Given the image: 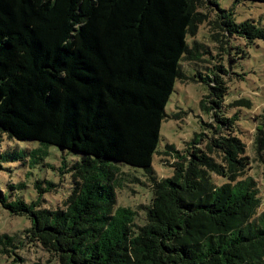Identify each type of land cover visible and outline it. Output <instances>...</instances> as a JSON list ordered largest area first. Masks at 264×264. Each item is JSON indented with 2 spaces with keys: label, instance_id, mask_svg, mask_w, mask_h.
Instances as JSON below:
<instances>
[{
  "label": "trees",
  "instance_id": "1",
  "mask_svg": "<svg viewBox=\"0 0 264 264\" xmlns=\"http://www.w3.org/2000/svg\"><path fill=\"white\" fill-rule=\"evenodd\" d=\"M232 15L213 0H0V134L82 156L56 206L40 200L50 181L36 180L29 201L0 187L3 209L28 222L0 232V264H264V209L249 172L251 159L264 169V107L251 158L237 115L222 113L224 66L197 71L209 88L200 100L208 133L157 151L165 105L187 78L179 61L209 52L188 47L187 33L206 21L222 53L233 34L264 39V27ZM155 153L172 158L170 176L155 174ZM120 179L149 182L140 221L116 203Z\"/></svg>",
  "mask_w": 264,
  "mask_h": 264
},
{
  "label": "rangeland",
  "instance_id": "2",
  "mask_svg": "<svg viewBox=\"0 0 264 264\" xmlns=\"http://www.w3.org/2000/svg\"><path fill=\"white\" fill-rule=\"evenodd\" d=\"M222 9H230L235 22L251 19L258 26L264 27V2L250 0H213ZM216 30L221 31L220 27ZM210 25L205 21L198 25L194 35L187 33L186 43L192 47L194 42H202L209 52L202 60L188 62L179 61L182 73L186 79H177L173 91L165 105L166 117L162 121L157 151L164 149L166 144H172L182 149L185 142L194 135L208 133L203 129V122L208 120L207 113L201 108L200 100L209 92L208 86L199 81L197 71L202 74L210 73L208 67L215 64L224 66L228 70L225 76L227 91L224 95L222 113L231 117L236 114L235 132L246 144V151L251 158L254 156L252 137L254 134V116L264 107V39L256 38L247 42L245 38L233 34L225 38L226 47L220 52V45L211 35ZM227 40V41H226ZM221 53L217 55V53ZM210 55L216 58H210ZM21 150L16 158H6L7 154ZM81 154L61 149L55 145H44L36 141H18L7 139L0 134V187L6 194L33 200L38 197L34 188L36 180L50 181L54 184L49 190L40 194L42 206H56L70 191L71 179L68 167L81 159ZM163 158V159H160ZM172 158L153 155L152 168L157 177H168L172 174L169 165ZM63 164L66 167H62ZM250 174L258 183L261 204L259 210L264 209V169L260 163L251 159ZM122 169H129L130 173L142 179V170L128 165ZM62 170V171H60ZM123 177V175H122ZM126 178L130 179L131 175ZM219 181V177H217ZM120 179V183H121ZM122 181L116 190V203L118 206H128L137 211L136 218L140 221L144 216L142 207L148 203L150 197L149 182ZM22 185V186H20ZM45 187V184H43ZM28 224L19 216L9 215L0 204V232L17 230ZM12 232V231H11Z\"/></svg>",
  "mask_w": 264,
  "mask_h": 264
}]
</instances>
